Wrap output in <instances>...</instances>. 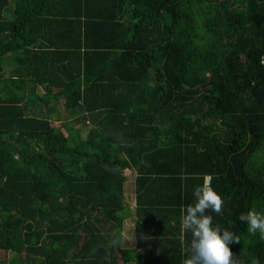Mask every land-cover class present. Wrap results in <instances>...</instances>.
<instances>
[{
	"label": "trees",
	"instance_id": "trees-1",
	"mask_svg": "<svg viewBox=\"0 0 264 264\" xmlns=\"http://www.w3.org/2000/svg\"><path fill=\"white\" fill-rule=\"evenodd\" d=\"M206 177L264 264V0H0V264H184Z\"/></svg>",
	"mask_w": 264,
	"mask_h": 264
},
{
	"label": "clouds",
	"instance_id": "clouds-1",
	"mask_svg": "<svg viewBox=\"0 0 264 264\" xmlns=\"http://www.w3.org/2000/svg\"><path fill=\"white\" fill-rule=\"evenodd\" d=\"M194 201L184 209L182 227L191 233L187 241L189 255L184 264H235L230 245L238 242L236 234L213 223L211 213L219 215L223 198L212 187L211 177L193 190ZM239 219L247 224L250 233L264 234V212L250 209Z\"/></svg>",
	"mask_w": 264,
	"mask_h": 264
},
{
	"label": "rangeland",
	"instance_id": "rangeland-1",
	"mask_svg": "<svg viewBox=\"0 0 264 264\" xmlns=\"http://www.w3.org/2000/svg\"><path fill=\"white\" fill-rule=\"evenodd\" d=\"M8 60V59H7ZM7 60L5 61V64H6V62H7ZM5 73L6 74H9L10 73V69H6L5 70ZM43 92V90L42 89H39V93H42ZM57 111H59L60 112V117L62 118V117H66L64 114L65 113H63V107H62V103L60 102L59 104H58V106H57ZM62 114V115H61ZM70 118H73V117H70ZM73 121V120H72ZM76 128H80L81 130H82V132H86L87 130H89L90 129V127H85V126H77L76 125ZM137 176V174H136V172L135 171H131L130 173H129V176H128V181H127V184L125 185V193H129L130 191V189H132L133 188V185H134V180H135V177ZM208 179H209V177H206V179H205V183L208 181ZM126 195H128L129 196V194H126ZM129 202V201H128ZM126 234H127V236H125L124 237V235H123V237H122V241H123V246H125V247H127V248H134V246H135V242H134V235H132L131 234V232H128V231H126ZM124 238V239H123ZM5 259H7V256H5L4 254H0V260H5Z\"/></svg>",
	"mask_w": 264,
	"mask_h": 264
},
{
	"label": "crops",
	"instance_id": "crops-1",
	"mask_svg": "<svg viewBox=\"0 0 264 264\" xmlns=\"http://www.w3.org/2000/svg\"><path fill=\"white\" fill-rule=\"evenodd\" d=\"M126 184H127V182H126ZM129 191L130 192L129 193H125L124 196H125V203L128 205L130 214H128V215H126L124 217V225H123L122 237H123V235H124V237L127 236L126 231L131 232L132 235H134V231H135L134 230L135 216H134V213H133L134 209H135V189H134V185H133V188L130 189ZM126 194H129V196L126 195ZM134 242H135V237H134ZM122 243H123V241H122ZM134 248H135V246H134ZM134 248H130V249H134Z\"/></svg>",
	"mask_w": 264,
	"mask_h": 264
}]
</instances>
